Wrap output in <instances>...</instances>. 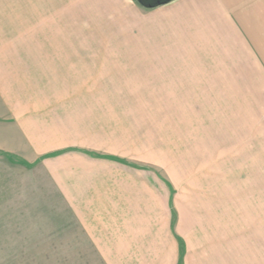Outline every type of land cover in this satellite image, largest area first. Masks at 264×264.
<instances>
[{"label": "rangeland", "instance_id": "rangeland-1", "mask_svg": "<svg viewBox=\"0 0 264 264\" xmlns=\"http://www.w3.org/2000/svg\"><path fill=\"white\" fill-rule=\"evenodd\" d=\"M149 10L137 0H0V96L32 102L24 107L48 133L28 167L23 151L0 152V264H99L72 247L55 173H45L69 150L97 157L89 166L109 176L159 178L185 237L223 241L215 247L226 253L240 245L241 264L264 261V169L249 151V122L240 106L205 104L200 90L137 72L125 52Z\"/></svg>", "mask_w": 264, "mask_h": 264}, {"label": "crops", "instance_id": "crops-1", "mask_svg": "<svg viewBox=\"0 0 264 264\" xmlns=\"http://www.w3.org/2000/svg\"><path fill=\"white\" fill-rule=\"evenodd\" d=\"M145 1L143 8L160 0ZM149 9L138 14L136 48L125 52L137 56V72H160L170 88L200 90L205 104L240 106L252 160L264 169V0H170ZM0 104V152L23 151L20 160L28 167L48 147L47 127L43 134L41 116L24 107L32 104L24 97L0 96ZM79 152L43 163L46 174L55 173L73 248L91 250L99 264H241L240 245L236 254L226 253L215 247L223 241L185 237L168 184L143 175L109 176L89 166L97 157Z\"/></svg>", "mask_w": 264, "mask_h": 264}, {"label": "trees", "instance_id": "trees-1", "mask_svg": "<svg viewBox=\"0 0 264 264\" xmlns=\"http://www.w3.org/2000/svg\"><path fill=\"white\" fill-rule=\"evenodd\" d=\"M168 1H170V0H160V1H158V2H155V3H153V4H150V5H148V6L145 5V8H147V9H149V8H153V7H156V6H158V5L164 4V3L168 2ZM137 2H138L139 4H141V5H144V4L141 3V0H137ZM57 153H59V152L49 153V154H46L45 156L47 157V156H51V155H54V154H57ZM103 157H104V156H103ZM105 157H107V158H109V159H115V160L120 161V162L122 161L121 159H118L117 157H114V156H105ZM178 240H179V239H178ZM179 241H180V240H179Z\"/></svg>", "mask_w": 264, "mask_h": 264}]
</instances>
